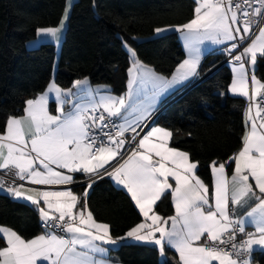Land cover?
<instances>
[{
  "label": "snow or ice",
  "instance_id": "snow-or-ice-1",
  "mask_svg": "<svg viewBox=\"0 0 264 264\" xmlns=\"http://www.w3.org/2000/svg\"><path fill=\"white\" fill-rule=\"evenodd\" d=\"M196 3L195 18L175 29L183 32L190 53L179 64L176 75L171 80L156 76L128 49L133 59L130 75L151 82L154 93L162 94L197 75V43L204 39L217 43L233 41L225 49L233 63L231 93L249 97L250 70L252 98L262 95L264 83L255 72L258 54L264 58V0H196ZM67 18L66 12L64 19ZM253 25H260L259 34L251 39ZM63 27L62 20L59 27L41 28L38 34L59 42ZM165 31L155 29L157 34ZM246 38L251 39L247 46ZM86 83V79L76 80L73 87L80 89ZM132 83H136L135 78ZM49 93L54 94L59 115L48 110ZM75 95L71 88L65 90L50 83L44 94L25 102L24 116L9 117L0 134V170H7L3 175L12 184L7 191L36 205L41 226L46 229L44 234L25 239L0 226V239L6 242V246H0V264H99L90 253L108 251L100 243L117 244L109 226L97 223L87 208L88 189L95 183L94 177L101 175V169L130 193L144 218L125 237L118 238L120 241L134 238L158 246L164 264H167L166 245L179 254L180 264L214 261L252 264L251 253L256 250L253 246L264 248V116L261 115L264 109L259 104L255 117L248 116L250 128L242 137L241 149L226 162L210 164L213 178L210 192V186L197 174L198 162L191 160L187 152L170 146L173 132L148 123L153 103L130 105L131 90L127 98L102 95L98 101L92 98L87 103H73ZM66 104L71 105L67 113ZM129 107L135 118L125 117L123 123L117 124ZM128 132L132 133L130 141L125 136ZM126 143L131 154L121 163L117 157L122 158ZM113 160L116 164L109 171L105 165ZM233 165L229 180L226 168L232 169ZM76 173L87 177L85 202L79 209L80 197L70 189H25L16 184L18 179L32 185H70L76 182ZM170 181H174L175 187ZM3 184L0 179V190ZM168 192L175 203V215L165 219L156 213L155 205ZM253 198L256 206L247 212L251 219L233 216L230 205L243 207ZM246 224H255V232L245 233ZM238 234H243L239 242Z\"/></svg>",
  "mask_w": 264,
  "mask_h": 264
},
{
  "label": "trees",
  "instance_id": "trees-1",
  "mask_svg": "<svg viewBox=\"0 0 264 264\" xmlns=\"http://www.w3.org/2000/svg\"><path fill=\"white\" fill-rule=\"evenodd\" d=\"M65 3L0 0V134L9 117L22 116L25 102L41 95L53 77L65 90L76 80L88 79L93 85L111 86L113 93H124L130 65L125 45L163 76L171 75L186 57L177 33L156 35L155 29L188 23L195 17L194 0H76L58 57L54 44L40 43L31 49L27 44L36 40L38 29L59 26ZM224 59L222 52L207 55L199 69L200 80L179 97L180 92L172 95L169 100L176 99L168 101L154 121L173 132L171 146L198 162L197 174L208 185L212 183L210 164L226 162L236 154L245 131L247 101L229 95L233 75ZM257 60L255 74L264 83V58ZM84 189L74 190L81 203ZM86 202L94 219L107 224L115 239L143 220L131 196L109 179L97 182ZM157 204L158 214L172 215L170 193ZM0 225L25 239L42 233L39 212L3 194ZM0 246H5L2 239ZM111 252L120 264H164L151 245L123 243ZM165 253L167 264H180L175 252L166 249ZM253 262L264 264V251L255 253Z\"/></svg>",
  "mask_w": 264,
  "mask_h": 264
},
{
  "label": "crops",
  "instance_id": "crops-1",
  "mask_svg": "<svg viewBox=\"0 0 264 264\" xmlns=\"http://www.w3.org/2000/svg\"><path fill=\"white\" fill-rule=\"evenodd\" d=\"M75 1L76 0H66V3H65V7L66 8H65L63 17L61 19V20H63L64 27L62 28V35H61V38H60L59 42H57L52 37L44 36V35H39L38 34V37L36 38V40L33 43H28L27 45L29 47H37L36 45H40V43L54 44V45H56V48H57V57H58L59 50H60V47H61V43L64 40L65 30H66V27L68 25V20H69L68 18L67 19H64V17H65L66 12H67L68 17H69V15L71 13V10L73 8L72 6L74 5ZM194 1L196 2V0H194ZM196 6H197V3H196ZM194 14H195V11H194ZM60 25H61V23L59 24V26ZM259 26L260 25H258L257 29L254 32L255 35L253 36V39L255 38L256 35L259 34V31H258ZM177 27H164L165 29H167V31H165L164 33H161V34H157L156 33V35H165V33H171V32L177 33L178 34V39L180 40V43H181V46H182V49L186 53V57L184 59V60H186V59L189 58V55H190L189 49L186 46L187 42L184 39L183 32H180V31H176L175 30ZM253 31L254 30H252V32ZM232 43H233V41H224L222 43H217V42H214L211 39H204L201 42L197 43L195 45V47L199 49V53H198L199 54V64H198V67H197V75L191 77L189 80L184 81L182 84L174 85L172 88H169L167 91L163 92L162 94H155L154 93L153 85H152L151 82H149L147 80H141L139 77H134L133 75H130L129 69L132 67V64H133V59L130 56V65H129V69H128V72H127V79H126L127 82H126V89H125L124 93H122V94L113 93V90H112V87L111 86H108V85H104V86L103 85H93L91 81H89L88 79H86L87 80V83L84 84V85H82L80 89L74 88L73 86L71 87L72 91L74 93H76V95L72 97V101H73V103H76V102H79V103H87L88 100L89 99H92V98H95V100L98 101L99 98H100V96H102V95H111V96H115V97L124 96V97L127 98L128 93L131 90V92H132V99L129 101V104L132 105V106H139V105H147L149 103H153L154 107H153V111H152V114H151V116L149 118L148 123L150 122L151 125H154V126H157V127H161V126H159L157 124L155 125L154 124V121H155L157 115L161 111H163L166 106H168V104H167L168 101L170 102V101L176 99V97H173L174 99H171V100H169V98L172 95H174L176 92H180L179 95L177 96V97H179L181 94H183L185 92L184 89H186L187 87L191 86L192 84H194V83H196V82H198L200 80V77H199V69H200V67L202 65L201 63H202L203 59L207 55L213 54V53H216V52H222V49L224 47H227L228 45H231ZM128 47H130V46L128 45ZM130 48L134 51V49L132 47H130ZM127 52L130 54L129 51H127ZM258 57H259V54H258ZM135 58L138 59L137 55H135ZM140 63L145 68L151 69L155 73L156 76L164 77L167 80H171L172 77L174 75H176V70H175L171 75H169V76H163V75L158 74L155 70H153L152 67L144 64L142 61ZM56 66H57V61H56ZM56 66H55V70H56ZM229 66L231 68V72H232V75L234 77L233 63H229ZM246 69H249V65H247V64H246ZM248 74H249V97H243V96H240L238 94L231 93L230 86H229V95H231L233 97L240 98V99H244V100L247 101V105H246V108H245V111H244L245 112V117H244L245 131H244V134L247 131H249V128H250V122L248 121V116L250 114V115H252V116L255 117V114H256V111H257L256 105L258 104V96H256L254 99L252 98V87L253 86L251 85V80H250V76L252 74L250 70H249V73ZM233 77H232V79H233ZM256 77H257V75H256ZM134 78L136 79V83L135 84L132 83V81H133ZM257 79H259V78L257 77ZM80 80H85V79H80ZM52 82H54L57 86H59L55 82L54 77H53V80L50 83H52ZM261 83H263V82L261 81ZM230 85H231V83H230ZM47 88L42 92V94H44L47 91ZM262 91L263 90H261V92ZM250 104L252 105V112L251 113H249V106H250ZM57 107H58V105L55 102L54 94L53 93H49V104H48V110H49V112L51 114H53V115H59V113L56 111ZM64 107H65V113H67L71 109V105L70 104H66ZM25 108H26V106H25ZM24 115H25V113L22 116H24ZM135 115L136 114L132 111V107H129L128 111H126V112L123 113V117H121L118 120H119L120 123H123L125 117L128 118L129 120H132V119L135 118ZM22 116H18L17 118H20ZM259 122L260 121L257 118V123H259ZM170 146H171V141H170ZM117 159L120 160V162L122 163L123 162V159H127V158H123L122 159L121 157H117ZM115 164H116V161L113 160V161L110 162V165H105V168H108V170L111 171L112 170L111 169V165H115ZM53 167H55V166H53ZM5 171H7V170H0V179H1L2 172H5ZM100 172H101V175L100 176L94 177L95 183H93L92 184V187L90 189H88V193L96 185V183L99 182L102 179H107V180L109 179L110 181H112V183L118 189H120V190L122 189L126 193H128L127 190L125 188H123L122 185L117 184V182L114 179H112L110 176L104 174V169H101ZM226 172L228 173V179L231 180V175L234 172V165H233V172L232 173H229L227 168H226ZM211 176H212V174H211ZM75 177H76V182L73 183V184H70V185H32L27 180H20L17 183V185L22 184L25 189L35 188V189H38V190H68V189H70L76 195V193H75L74 190L77 187H83V186L86 187L85 181L87 180V177L84 174H82V173H76L75 174ZM89 182H91V181H89ZM170 182L173 184V187H175L174 181H170ZM250 182L254 183V181H250ZM212 183H213V178H212ZM212 183H211V185H212ZM211 185H209L210 186V192H211ZM84 192H85V189H84ZM169 193L170 192L166 193V195L169 194ZM0 194L6 195V196H8L9 198H11L12 200H14L16 202L25 203V204L31 206L32 208L37 207L36 205L31 204V202H29V201H27V200H25L23 198H19L18 199V198L13 197L11 195V193H9L7 191V188H4L3 187V189L0 190ZM128 194L130 195V193H128ZM257 194H258V190H257ZM77 196L79 197V195H77ZM163 197L164 196H162V198ZM84 198H85V196H84ZM159 201H157V203ZM133 203L135 205V201H133ZM157 203L155 205V209H156V206L158 205ZM171 203H172V206H173V213H172L171 216H174L175 215V203H174V200H173L172 196H171ZM213 203H214V201H213ZM82 204L83 203H81L80 205H77V209H79ZM41 206H43V205L41 204ZM255 206H256V201L253 198V199H249L248 202L243 207L230 205V208H232V214H233L234 217H236V218H242V219H245L247 221L248 219H251V218L247 217V212L248 211H251V209L254 208ZM87 208H88V210H90L89 207H87ZM137 209H138V207H137ZM138 211H139V209H138ZM158 215H160L161 217H163L165 219L168 218V217L163 216L161 214H158ZM141 217H143V216L141 215ZM40 222H41V219H40ZM96 222L97 223H101V222H98V221H96ZM102 224H104V223H102ZM2 227H4V226H2ZM167 227H169V228L171 227V221H169V224H168ZM248 230H250L252 232H255V224H252L251 226H248L246 224L245 225V231H248ZM44 233L45 232L42 231V233H40V234H44ZM110 233H111V231H110ZM125 236L126 235H124L123 237H125ZM157 236H158V234H157ZM113 239H115V238H113ZM115 240H117V244L116 245H107V244H102L100 242H97V243H100V246L102 248L108 249V251H105L104 253H90V255L93 257L94 260L98 261L99 264H120V263H118V261L116 260V257L112 254L111 251L117 249L123 243L141 244V245H146V246H148V245L155 246V245L148 244V243H145V242L136 241L134 238H127L126 241H120L119 239H115ZM197 243H200V242H197ZM5 246H6V242H5ZM155 247L158 249V246H155ZM253 247L256 250L251 253V261H252V264H258V263H254L253 262V255L255 253L264 251V248H262L261 246H255V245ZM166 249L171 250L173 253L175 252L178 255V259H179V254L175 251L174 248H170L169 246L166 245ZM159 254H160V252H159ZM164 256L168 259V255L166 253L164 254ZM160 259H161V261L162 260L164 261V257H162L161 254H160ZM38 264H40V262H38ZM45 264H46V262H45ZM213 264H218V262H215L214 261Z\"/></svg>",
  "mask_w": 264,
  "mask_h": 264
},
{
  "label": "built area",
  "instance_id": "built-area-1",
  "mask_svg": "<svg viewBox=\"0 0 264 264\" xmlns=\"http://www.w3.org/2000/svg\"><path fill=\"white\" fill-rule=\"evenodd\" d=\"M234 2H238V0H234ZM257 27H258V25H253V26H252V30H254V31L252 32L251 39H253V36L255 35L254 32H255V30L257 29ZM251 39H247V38H246L245 44L248 45V44L251 42ZM229 46H230V45H228L227 47H229ZM227 47H224V48L222 49V53L225 55V59H224V62H223V63H225V64H229V63H230V59H231L230 56L228 55L227 51L225 50ZM261 93H262V95L258 96V104L260 105V107H261L262 109H264V90H263ZM105 115H107V114H105ZM261 115L264 116V111L261 112ZM113 119H117V118H113ZM258 120L260 121L259 118H258ZM149 123H150V122H149ZM117 124H120V122H119L118 119H117ZM138 131H139V130H138ZM141 135H143V133H141ZM125 136H126V137L128 138V140L130 141V138H131V136H132V133H131V132L126 133ZM137 139H139V137H137ZM130 154H131V148H130L129 144L126 143L125 148H124V150H123L122 153H121L122 159H123V158H127ZM13 171H14V170H13ZM3 173H4V172H2V174H1V179H3V181H4L3 187L8 189V187L12 186V184H11V181L9 180V177H8V176H4ZM9 175H11V173H10ZM19 181H20V180L17 179V180H16V184H17ZM41 228H42V231H44V232L46 231V229L43 228L42 226H41ZM47 231H51V229H47ZM248 232H252V231H250V230L245 231V233H248ZM57 234L60 235L61 233H60L59 231H57ZM65 236L67 237V234H65ZM242 238H243V234H238V235H237V242H239V240L242 239ZM246 255H247V254H246ZM245 258H246V256H245Z\"/></svg>",
  "mask_w": 264,
  "mask_h": 264
},
{
  "label": "rangeland",
  "instance_id": "rangeland-1",
  "mask_svg": "<svg viewBox=\"0 0 264 264\" xmlns=\"http://www.w3.org/2000/svg\"><path fill=\"white\" fill-rule=\"evenodd\" d=\"M35 40H32L31 42H28V43H33ZM37 47H30L31 49H34V48H38V46H40V45H36ZM126 49H127V51H129L128 49H131L130 47H128V45H127V47H126ZM132 50V49H131ZM133 51V50H132Z\"/></svg>",
  "mask_w": 264,
  "mask_h": 264
},
{
  "label": "water",
  "instance_id": "water-1",
  "mask_svg": "<svg viewBox=\"0 0 264 264\" xmlns=\"http://www.w3.org/2000/svg\"><path fill=\"white\" fill-rule=\"evenodd\" d=\"M34 209H36L38 211L37 207H34Z\"/></svg>",
  "mask_w": 264,
  "mask_h": 264
}]
</instances>
